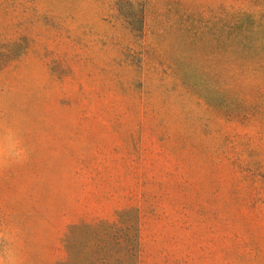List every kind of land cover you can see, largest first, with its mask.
<instances>
[{"label": "rangeland", "instance_id": "1", "mask_svg": "<svg viewBox=\"0 0 264 264\" xmlns=\"http://www.w3.org/2000/svg\"><path fill=\"white\" fill-rule=\"evenodd\" d=\"M0 258L264 264V0H0Z\"/></svg>", "mask_w": 264, "mask_h": 264}, {"label": "clouds", "instance_id": "2", "mask_svg": "<svg viewBox=\"0 0 264 264\" xmlns=\"http://www.w3.org/2000/svg\"><path fill=\"white\" fill-rule=\"evenodd\" d=\"M15 147H16V145L14 144V143H11L10 142V144H9V148L10 149H15ZM19 153H17V155H18ZM0 264H4V260L2 259V258H0ZM13 264H14V262H13Z\"/></svg>", "mask_w": 264, "mask_h": 264}]
</instances>
